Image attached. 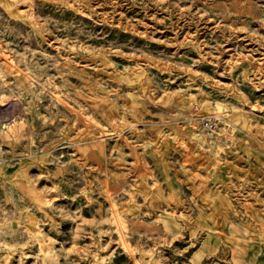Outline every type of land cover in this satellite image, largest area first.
<instances>
[{"label":"rangeland","instance_id":"1","mask_svg":"<svg viewBox=\"0 0 264 264\" xmlns=\"http://www.w3.org/2000/svg\"><path fill=\"white\" fill-rule=\"evenodd\" d=\"M0 264H264V0H0Z\"/></svg>","mask_w":264,"mask_h":264},{"label":"built area","instance_id":"2","mask_svg":"<svg viewBox=\"0 0 264 264\" xmlns=\"http://www.w3.org/2000/svg\"><path fill=\"white\" fill-rule=\"evenodd\" d=\"M202 127L208 136H212L215 132L216 125L213 120H205L202 123Z\"/></svg>","mask_w":264,"mask_h":264}]
</instances>
